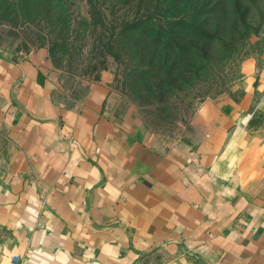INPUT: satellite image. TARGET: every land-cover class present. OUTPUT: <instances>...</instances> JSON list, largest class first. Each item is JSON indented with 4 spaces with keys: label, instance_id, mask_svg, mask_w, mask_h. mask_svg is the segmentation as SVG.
Segmentation results:
<instances>
[{
    "label": "crops",
    "instance_id": "obj_1",
    "mask_svg": "<svg viewBox=\"0 0 264 264\" xmlns=\"http://www.w3.org/2000/svg\"><path fill=\"white\" fill-rule=\"evenodd\" d=\"M47 53H0V264H144L193 226L213 264H264V65L173 146L125 118L113 73L75 93Z\"/></svg>",
    "mask_w": 264,
    "mask_h": 264
},
{
    "label": "rangeland",
    "instance_id": "obj_2",
    "mask_svg": "<svg viewBox=\"0 0 264 264\" xmlns=\"http://www.w3.org/2000/svg\"><path fill=\"white\" fill-rule=\"evenodd\" d=\"M45 47L75 93L109 71L125 118L192 146L205 104L230 90L249 59L264 65V0H0V53ZM199 228L143 263L213 264L211 230Z\"/></svg>",
    "mask_w": 264,
    "mask_h": 264
},
{
    "label": "trees",
    "instance_id": "obj_3",
    "mask_svg": "<svg viewBox=\"0 0 264 264\" xmlns=\"http://www.w3.org/2000/svg\"><path fill=\"white\" fill-rule=\"evenodd\" d=\"M110 39V38H109ZM109 39L107 40V41H109ZM111 47L113 46V48H111L110 50V52L114 55V57L116 58V59H119V54H120V51H118V49H117V47L116 46H114V45H116V43L114 42H111L110 44H109Z\"/></svg>",
    "mask_w": 264,
    "mask_h": 264
}]
</instances>
